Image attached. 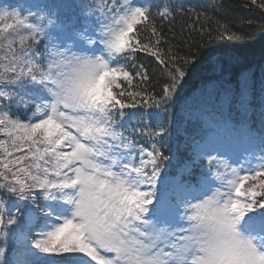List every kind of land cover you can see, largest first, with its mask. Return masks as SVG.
<instances>
[{
    "label": "snow or ice",
    "instance_id": "6c2138e0",
    "mask_svg": "<svg viewBox=\"0 0 264 264\" xmlns=\"http://www.w3.org/2000/svg\"><path fill=\"white\" fill-rule=\"evenodd\" d=\"M223 7L0 0V264H264V69Z\"/></svg>",
    "mask_w": 264,
    "mask_h": 264
},
{
    "label": "trees",
    "instance_id": "16d2710c",
    "mask_svg": "<svg viewBox=\"0 0 264 264\" xmlns=\"http://www.w3.org/2000/svg\"><path fill=\"white\" fill-rule=\"evenodd\" d=\"M259 2V0H257ZM187 4V2L184 1ZM195 2H191L193 5ZM216 5L223 4L222 9H199L206 11L209 17H212L211 26L215 28V20H221L223 23L229 24L232 31H235L246 38L243 40H218L214 47L228 48L243 54L242 63L235 66L232 71L235 74L242 68L249 69L253 74L256 82V92L259 93L261 70L264 69V10L257 8L251 3V0H215ZM182 19L178 18L173 24L166 23L165 28L172 27L179 30ZM140 62H147L146 58L141 54L137 58ZM207 73L200 68L186 78L185 92L192 93L199 89L203 81L206 79ZM158 90V89H157ZM175 113L176 109L173 108ZM160 116V115H159ZM157 115L153 116V121L158 119ZM258 117V111L253 114V119ZM178 120V119H177ZM183 152V147L180 148Z\"/></svg>",
    "mask_w": 264,
    "mask_h": 264
},
{
    "label": "rangeland",
    "instance_id": "374dc122",
    "mask_svg": "<svg viewBox=\"0 0 264 264\" xmlns=\"http://www.w3.org/2000/svg\"><path fill=\"white\" fill-rule=\"evenodd\" d=\"M184 1L186 2V1H196V0H184ZM197 1H201V0H197ZM6 2H11L13 4H15L17 2H19L21 4H29V3L34 2V0H6ZM188 3H191V2H188ZM132 111H136V110H132ZM162 116H163V114H162ZM149 119L151 120L150 117H149ZM133 123H135V121H133ZM174 127H175V131L173 134V143L180 144V146L183 147V140L185 138V133H186V130H190V125H187L186 123L179 121L177 125L175 123ZM177 167H178V165H177ZM175 170L176 169L174 167L170 174H175Z\"/></svg>",
    "mask_w": 264,
    "mask_h": 264
}]
</instances>
